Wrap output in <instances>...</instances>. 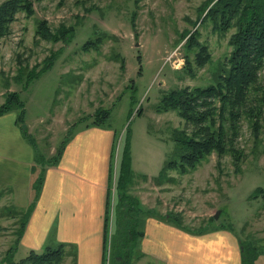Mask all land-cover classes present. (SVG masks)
Listing matches in <instances>:
<instances>
[{
    "label": "rangeland",
    "instance_id": "374dc122",
    "mask_svg": "<svg viewBox=\"0 0 264 264\" xmlns=\"http://www.w3.org/2000/svg\"><path fill=\"white\" fill-rule=\"evenodd\" d=\"M209 3L34 0L35 15L19 13L10 34L0 38V106L8 94L19 92L30 136L25 138L35 151L36 185L44 174L42 165L56 155L63 141L67 146L77 130L94 126L90 125L94 115L102 110L110 114L99 126L115 133L113 212L104 264H163L142 254L140 233L149 210L163 213L190 235L231 230L241 241L247 264H264V106L258 123L241 116L230 151L223 155L214 151L187 174L178 169L162 172L167 162L179 160L176 137L191 136L195 130L177 111L161 110L162 99L174 90L215 83L231 52L229 40L235 30L221 33L203 23ZM41 20L54 32L62 26L75 27L76 32L67 44L40 39L36 31ZM196 30L199 42L207 44L212 55L203 67L185 47ZM89 40L98 46L87 51L84 44ZM188 57L192 70L186 69ZM48 61L51 65L34 79L15 81L21 65L28 71ZM260 83L252 92L253 100L264 94V71ZM14 112L18 118L20 110ZM118 181L126 186L122 203ZM4 197L0 195V264H18L31 248L19 240L23 215L13 207L6 210L8 205L3 204L9 200ZM117 205H122L120 210ZM52 238L38 251L56 247Z\"/></svg>",
    "mask_w": 264,
    "mask_h": 264
},
{
    "label": "crops",
    "instance_id": "0c3cea01",
    "mask_svg": "<svg viewBox=\"0 0 264 264\" xmlns=\"http://www.w3.org/2000/svg\"><path fill=\"white\" fill-rule=\"evenodd\" d=\"M114 143L115 133L99 126L75 132L59 163L44 169L41 193L21 242L38 251L53 237L56 246H69V264L106 262ZM33 148L17 124V113L0 115V195L9 200L3 204L8 211H24L34 201ZM144 215L140 235L145 258L163 264H243L241 241L231 230L195 236L161 212Z\"/></svg>",
    "mask_w": 264,
    "mask_h": 264
},
{
    "label": "trees",
    "instance_id": "16d2710c",
    "mask_svg": "<svg viewBox=\"0 0 264 264\" xmlns=\"http://www.w3.org/2000/svg\"><path fill=\"white\" fill-rule=\"evenodd\" d=\"M205 11L207 13L203 23L209 22L215 31L228 33L235 30L229 40L231 52L226 62L220 65L215 83L205 88L174 90L162 99V105L159 107L161 110L177 111L181 117L195 127L191 136L184 133L182 136L176 137V144L180 147L179 153H177L179 160L167 162L163 173L167 169H178L181 174L196 170L197 166L214 151L223 155L232 149L233 139L239 132L238 122H240L241 116H246L254 123H258L262 119L264 94L262 98L253 100L252 92L260 87V80L264 71V0H210ZM19 13H24L28 18L34 16V0H5L0 5V38L10 34L11 26L17 20ZM75 32V27L67 28L65 26L54 32L47 21L41 20L37 25L36 37L55 42L65 41L67 44V40ZM198 39L199 33L196 30L188 38L185 47L189 52L194 53L195 63L199 67H203L212 60V55L207 44L200 43ZM97 44V42L89 40L84 44V49L88 51L98 46ZM21 57L19 60L22 64ZM50 65L51 62L48 61L42 68L39 69V65H36L28 71L25 70L28 69L27 66L21 65L19 80L15 81L18 83L26 76L34 79ZM186 69H193L190 57L187 58ZM218 103L220 107L217 105ZM14 110H20L17 124L24 136L30 139L24 124L25 104L19 92H13L6 96L5 102L0 106V115ZM109 115V112L102 110L98 115H94L97 118L93 119V123L90 125L103 126ZM217 122L220 123L218 126ZM66 142L67 140L62 142L53 158L44 162L43 171L46 167L55 166L59 163L66 148ZM128 159L130 160V158ZM112 173L113 164L111 178ZM43 181L44 174L42 173V177L39 176L36 180L37 185L34 183L36 193L33 203L25 213L21 211L24 219L22 218L19 240L22 238L28 218L35 208V202L41 193ZM117 188L120 194L118 201L120 200L122 203L126 186L118 181ZM116 207L118 210L119 206ZM111 212L113 210L111 211L109 200L106 218L108 238L111 232L109 227ZM118 220L119 215L117 213L116 223ZM118 224L119 222L117 226ZM118 228L120 229V227ZM132 236L134 239V231H132ZM14 249L15 247L11 248L8 254L13 253ZM68 249L67 244H59L56 247H47L43 252L31 250L18 264H63L68 256ZM125 251L127 252L128 249ZM242 254L243 264H247V256L243 247Z\"/></svg>",
    "mask_w": 264,
    "mask_h": 264
},
{
    "label": "water",
    "instance_id": "95a60500",
    "mask_svg": "<svg viewBox=\"0 0 264 264\" xmlns=\"http://www.w3.org/2000/svg\"><path fill=\"white\" fill-rule=\"evenodd\" d=\"M219 213H220V212H218V213L216 214V217H218V216H219Z\"/></svg>",
    "mask_w": 264,
    "mask_h": 264
}]
</instances>
